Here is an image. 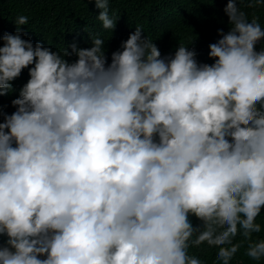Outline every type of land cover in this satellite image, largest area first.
Listing matches in <instances>:
<instances>
[{
    "label": "clouds",
    "instance_id": "clouds-1",
    "mask_svg": "<svg viewBox=\"0 0 264 264\" xmlns=\"http://www.w3.org/2000/svg\"><path fill=\"white\" fill-rule=\"evenodd\" d=\"M0 8V264H264V0Z\"/></svg>",
    "mask_w": 264,
    "mask_h": 264
},
{
    "label": "trees",
    "instance_id": "trees-1",
    "mask_svg": "<svg viewBox=\"0 0 264 264\" xmlns=\"http://www.w3.org/2000/svg\"><path fill=\"white\" fill-rule=\"evenodd\" d=\"M8 12V9H2L0 8V21H1V17L3 14L7 13ZM29 26L30 27H33V28H39V29H44V26H45V23L43 21H36L34 19H30L29 20ZM110 47H112V45L110 44L109 45ZM7 131V129H6ZM3 237H6L4 235H0V246H3L4 245V242L6 241V239H4ZM7 238V237H6ZM252 258L246 256L245 258L241 259V260H238V261H233L231 262V264H249V261L251 260Z\"/></svg>",
    "mask_w": 264,
    "mask_h": 264
}]
</instances>
